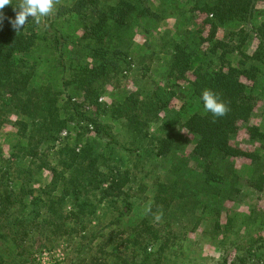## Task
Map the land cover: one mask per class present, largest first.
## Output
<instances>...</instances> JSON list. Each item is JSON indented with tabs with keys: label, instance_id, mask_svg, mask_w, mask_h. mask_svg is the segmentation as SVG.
<instances>
[{
	"label": "trees",
	"instance_id": "obj_1",
	"mask_svg": "<svg viewBox=\"0 0 264 264\" xmlns=\"http://www.w3.org/2000/svg\"><path fill=\"white\" fill-rule=\"evenodd\" d=\"M20 2L12 0L0 19V132L13 129L7 154L0 146V264H34L33 246L53 238L74 243L72 264H171L170 251L201 224L214 236L228 233L233 220L224 203L240 195L235 161L250 162L245 181L264 193V128L250 124L254 101L264 96V15L256 14L264 0H190L187 10L181 0H60L50 17L29 18L16 32L10 21ZM194 16L205 17L207 39ZM137 20L145 35L172 22L159 36L170 83L152 82L144 97L130 92L105 111L147 140L145 155L179 159L153 180L151 202L135 222L134 166L93 144L77 151L83 136L60 139L57 150L55 142L73 121L118 145L112 125L99 119L101 84L116 89L132 69L136 54L124 36ZM187 75L191 112L172 104L185 96ZM204 90L228 105L227 115L205 110ZM241 128L257 149L235 143ZM183 132L192 137L191 162ZM44 171L51 177L43 181ZM185 222L190 227L182 231ZM251 256L247 249L217 264H260Z\"/></svg>",
	"mask_w": 264,
	"mask_h": 264
},
{
	"label": "rangeland",
	"instance_id": "obj_2",
	"mask_svg": "<svg viewBox=\"0 0 264 264\" xmlns=\"http://www.w3.org/2000/svg\"><path fill=\"white\" fill-rule=\"evenodd\" d=\"M185 10L189 9L190 0H181ZM256 14L260 16L258 20L263 19L264 3L257 4ZM196 15V14H194ZM188 16V15H187ZM204 16H194L192 24L199 27L202 31V37L208 38L209 28L204 23ZM139 20L134 22L131 32H128L124 38L127 45H130L132 51L136 54L133 56L134 67L126 73V76L121 80L118 88L114 89L107 83H102L101 104H104L99 111V119L103 123L111 124L113 129L112 134L115 137L118 145H108L94 131H85L83 123L70 122V129H65L59 134V140L55 142V150L59 149L60 139H70L72 142L79 139L81 136L86 140H76V149L85 146L86 143L93 144L98 152H112V157H117L122 163L133 165L135 177L132 178V187L135 193V202L139 203L134 213L133 221L137 222L145 213V209L152 199V183L155 179H161L166 172L176 164L177 157L162 159H154L145 155L147 140L139 136H135L124 124V122H113L109 114L105 111L112 103L119 102L126 94L137 92L142 97L153 87L152 82H158L161 85L170 83L166 78V61L168 59L167 52L161 48L160 35L169 29L172 25L171 21H166L161 25L158 32L143 34ZM78 25H71L77 27ZM68 29V24L66 25ZM217 39H222V31L216 34ZM255 38L249 39L246 48L247 53H251L256 47ZM191 81V76L187 75L183 85L184 97H177L173 101V105L180 106L184 103L189 107L187 112L194 109V99L189 95L186 87ZM255 107L253 114L250 117V124L264 128V96L257 95L254 101ZM87 109V112H90ZM184 116L185 113H182ZM155 126H151L149 132L152 133ZM144 130H148L144 128ZM13 129L10 125H5L0 132V146L4 154H7L9 145L7 144ZM63 133H66L63 136ZM149 133V134H150ZM185 143L184 157L188 162H191L190 151L193 146L192 137L186 132H183ZM242 149L251 151L257 149V145L251 143L244 133V129H240L235 141ZM111 151H110V149ZM95 149V148H94ZM264 154V151H261ZM115 154V156H114ZM140 154V156H138ZM138 156V157H137ZM264 157V155H263ZM195 164V163H194ZM236 173L240 175V195L232 201L224 203L225 210L228 211V217L232 218V224L228 233L214 236L210 225L201 224L194 232L187 233L184 240L179 241L168 254L167 259L171 264H217L223 257L228 260L234 259L243 255L247 249L255 256L252 257L253 263L263 264L264 260V193H257L248 187L247 174L250 169V162L235 161ZM264 173V171H263ZM186 174V172H185ZM43 181L51 177V173L44 171L41 174ZM189 180H192L189 178ZM170 217V216H169ZM168 217V218H169ZM183 221V220H182ZM185 231L189 229L190 224L185 222ZM220 223L224 225L225 217H221ZM175 228V227H174ZM226 235V236H225ZM51 243L47 242L43 247H38L36 244L32 249L34 264H72L74 257L75 245L73 242L65 240V238H53ZM46 255H43V254ZM19 257V256H18ZM61 257V258H59ZM59 258V260H58ZM258 258L261 260L258 261ZM175 261V263L173 262ZM19 262V261H18ZM16 264H19V263ZM86 263V262H85ZM80 263V264H85ZM92 264V263H90ZM95 264V263H94Z\"/></svg>",
	"mask_w": 264,
	"mask_h": 264
},
{
	"label": "clouds",
	"instance_id": "obj_3",
	"mask_svg": "<svg viewBox=\"0 0 264 264\" xmlns=\"http://www.w3.org/2000/svg\"><path fill=\"white\" fill-rule=\"evenodd\" d=\"M11 3L12 0H0V19L3 18L2 10L6 6H10ZM59 4L60 0H21L15 19L10 21L13 29L16 32L20 31L27 24L29 18L39 23L42 18L50 17ZM14 10L17 9L14 8ZM201 99L205 110L215 117H223L230 111L228 105L211 90H204Z\"/></svg>",
	"mask_w": 264,
	"mask_h": 264
},
{
	"label": "built area",
	"instance_id": "obj_4",
	"mask_svg": "<svg viewBox=\"0 0 264 264\" xmlns=\"http://www.w3.org/2000/svg\"><path fill=\"white\" fill-rule=\"evenodd\" d=\"M102 101V99H99V102H101ZM88 129L90 130V131H92L93 130V127L91 126V125H89L88 126ZM66 133H63V136L65 135ZM43 255H46L45 253L43 254ZM59 258H61V257H59ZM59 258H58V260H59Z\"/></svg>",
	"mask_w": 264,
	"mask_h": 264
}]
</instances>
